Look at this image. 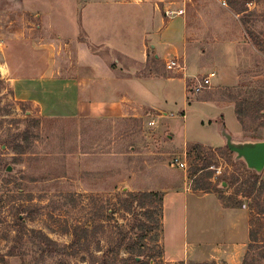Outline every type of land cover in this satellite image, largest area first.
I'll return each mask as SVG.
<instances>
[{
    "label": "rangeland",
    "instance_id": "obj_1",
    "mask_svg": "<svg viewBox=\"0 0 264 264\" xmlns=\"http://www.w3.org/2000/svg\"><path fill=\"white\" fill-rule=\"evenodd\" d=\"M53 5L0 0V63L6 50L3 20L21 6L43 14L57 12ZM66 7L71 10V2ZM207 14L203 23L214 28L217 45L198 46L200 57L192 53L188 66L182 62L184 70L169 71L162 63L138 68L137 76L149 79L132 88L139 109L148 108L141 116L44 117L20 97L0 67V264H103L106 257L110 264H133V257L144 264H179L165 259L158 205L148 204L147 211L130 194L168 190L185 177L194 190L195 182L203 184L208 176L219 196L241 202L250 213L256 243L249 263L264 264L263 174L254 188L251 171L229 155L226 145L208 147L217 144L212 125L219 118L235 137L264 140V0H214ZM23 15L22 27L36 30L39 20ZM77 15L68 18L66 28L55 26L64 32L59 36H74ZM241 34L247 46H237ZM207 49L208 55L201 56ZM222 70L223 82L214 83L216 77L198 93L189 90L193 78L219 76ZM151 121L156 124L150 126ZM196 144L203 145L202 151L189 152ZM176 157L185 169L172 163ZM20 229L24 233L18 237ZM76 229H86L90 243L88 251L76 255L70 250L45 255L39 248L47 246L30 233L45 234L64 247ZM14 248L18 256L11 257Z\"/></svg>",
    "mask_w": 264,
    "mask_h": 264
},
{
    "label": "crops",
    "instance_id": "obj_2",
    "mask_svg": "<svg viewBox=\"0 0 264 264\" xmlns=\"http://www.w3.org/2000/svg\"><path fill=\"white\" fill-rule=\"evenodd\" d=\"M48 1L57 12L41 14L21 6L3 20L6 50L0 67L22 99L52 119L141 116L148 108L139 109L132 88L149 79L138 77V68L161 63L165 67L174 58L188 66L192 53L199 54L198 46L220 42L214 28L203 23L214 0ZM70 2L71 10L66 7ZM169 10L184 14L171 18ZM75 12L74 36H59L64 32L55 31V26L66 28ZM23 14L39 20L36 30L22 27ZM236 38L237 46H247L242 34ZM204 51L201 56L208 55V49ZM224 72L211 73V83L216 77L214 83L223 82ZM221 124L220 118L214 120L217 144L208 147L225 146L219 142L224 140ZM151 191L164 195L162 243L167 261L243 264L251 243V216L245 207H225L219 194L193 190L186 177L179 186Z\"/></svg>",
    "mask_w": 264,
    "mask_h": 264
},
{
    "label": "trees",
    "instance_id": "obj_3",
    "mask_svg": "<svg viewBox=\"0 0 264 264\" xmlns=\"http://www.w3.org/2000/svg\"><path fill=\"white\" fill-rule=\"evenodd\" d=\"M223 119V118H220ZM238 121L242 123L241 118L238 117ZM244 126V124H243ZM203 149V145L201 144H196L194 146V148H190L189 152L192 151H197V152H201ZM226 150L228 151L229 155H232V153L229 151V149L226 147ZM205 169L208 167H204ZM252 176L254 177V188L257 187V184L259 183V176L258 174H256L255 172H251ZM211 179V176L206 177V182H204L203 180V184H198V182L194 184V190L197 192H202V193H211V192H215V193H219V190L217 189V186L213 185L211 182H208V180ZM264 191V182H261V191L260 193L262 194ZM132 196V200L134 202H138L139 207H141L142 209H145L148 207V204L152 207V205L156 204L158 205V212L160 213V217H161V221L163 218V200H164V195L163 193L160 192H140V193H135V194H130ZM220 200L222 201L223 205L227 208H241L242 204L239 201L233 202L232 198H225V196L220 195ZM235 203V204H232ZM237 203V204H236ZM147 211H150V208H147ZM23 220L21 218L18 219V225L23 227ZM161 224V222H160ZM161 226V225H160ZM158 226V227H160ZM23 229L18 230L19 234L18 237L21 235V233L23 232ZM30 232V231H28ZM32 234H37V238H39L40 240H37L38 243H41V245L43 246H47L46 248L40 247L39 248V252L42 253H50V254H61V253H66L67 251H72L71 255H76L79 254L81 252L84 251H88L89 249V239L88 238V231L86 229H82V230H75L74 233V239L72 241V243L68 246H64V247H58L57 244L55 242H53L52 240H50L45 234H42L40 232L36 233L34 230H31ZM250 238H251V243L249 245L247 254L245 256V260L243 262V264H250L249 263V254H250V250L254 248V245L256 243V234L255 232L251 229L250 232ZM47 249V250H46ZM18 250H16V248H14L13 250H11V254L9 256L11 257H16L18 256ZM45 255H48V254ZM45 257V256H44ZM132 263L133 264H144L143 261H138L137 257H133L131 258ZM110 259L108 257H106L104 259L103 264H110ZM147 264H152L151 260L147 262ZM179 264H185V262H180ZM191 264H216V263H191Z\"/></svg>",
    "mask_w": 264,
    "mask_h": 264
},
{
    "label": "water",
    "instance_id": "obj_4",
    "mask_svg": "<svg viewBox=\"0 0 264 264\" xmlns=\"http://www.w3.org/2000/svg\"><path fill=\"white\" fill-rule=\"evenodd\" d=\"M220 132L229 151L235 155L236 161H243L247 169L258 175L264 172V140L251 138H238L233 136L226 128L224 122L220 126ZM8 172L12 168L8 167Z\"/></svg>",
    "mask_w": 264,
    "mask_h": 264
},
{
    "label": "built area",
    "instance_id": "obj_5",
    "mask_svg": "<svg viewBox=\"0 0 264 264\" xmlns=\"http://www.w3.org/2000/svg\"><path fill=\"white\" fill-rule=\"evenodd\" d=\"M183 14H184V10H180L178 12L169 10L166 12V15L168 17H171V18H173L177 15L179 16V15H183ZM0 47H1V42H0ZM166 69L169 71H174V70H178V69L184 70L180 60H178L176 58L171 59L166 63ZM213 77H214V74L205 76L204 78H201V79L193 78L194 79L193 85L190 86L189 90L191 92H194V93L195 92L198 93V92L204 90L205 88H207L211 85V81H212ZM154 124H155L154 122L149 123L150 126H153ZM172 163L180 169L186 168V163L183 161H179V159L177 157L172 160Z\"/></svg>",
    "mask_w": 264,
    "mask_h": 264
}]
</instances>
